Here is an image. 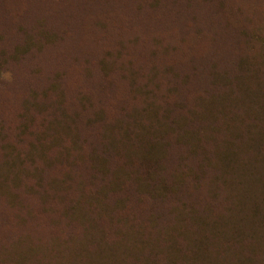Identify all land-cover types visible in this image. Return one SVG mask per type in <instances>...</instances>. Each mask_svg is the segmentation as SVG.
Segmentation results:
<instances>
[{"label": "trees", "instance_id": "trees-1", "mask_svg": "<svg viewBox=\"0 0 264 264\" xmlns=\"http://www.w3.org/2000/svg\"><path fill=\"white\" fill-rule=\"evenodd\" d=\"M107 3L0 97V264H264V0Z\"/></svg>", "mask_w": 264, "mask_h": 264}, {"label": "rangeland", "instance_id": "rangeland-1", "mask_svg": "<svg viewBox=\"0 0 264 264\" xmlns=\"http://www.w3.org/2000/svg\"><path fill=\"white\" fill-rule=\"evenodd\" d=\"M109 7L107 0H0V97L40 89L55 72L56 55L66 50L62 32L96 26ZM25 46L44 51L15 60V50Z\"/></svg>", "mask_w": 264, "mask_h": 264}]
</instances>
